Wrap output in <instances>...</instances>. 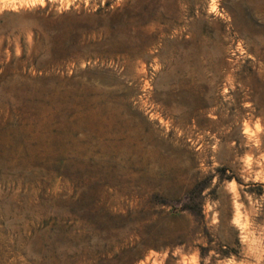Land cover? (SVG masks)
<instances>
[{"label": "rangeland", "instance_id": "obj_1", "mask_svg": "<svg viewBox=\"0 0 264 264\" xmlns=\"http://www.w3.org/2000/svg\"><path fill=\"white\" fill-rule=\"evenodd\" d=\"M143 262L264 264V0H0V264Z\"/></svg>", "mask_w": 264, "mask_h": 264}, {"label": "bare ground", "instance_id": "obj_2", "mask_svg": "<svg viewBox=\"0 0 264 264\" xmlns=\"http://www.w3.org/2000/svg\"><path fill=\"white\" fill-rule=\"evenodd\" d=\"M182 82V81H181ZM190 83V82H189ZM193 86L195 87V88H197L198 89V86H195L194 85V83H193ZM205 104H207V102L206 101H202V102H200V105H205ZM149 258V257H148ZM144 263V262H143ZM145 264V263H144Z\"/></svg>", "mask_w": 264, "mask_h": 264}]
</instances>
